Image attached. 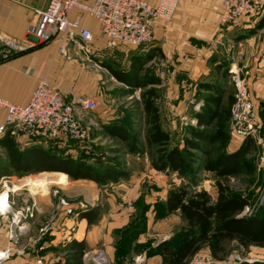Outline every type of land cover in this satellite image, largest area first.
Here are the masks:
<instances>
[{
    "label": "crops",
    "instance_id": "crops-1",
    "mask_svg": "<svg viewBox=\"0 0 264 264\" xmlns=\"http://www.w3.org/2000/svg\"><path fill=\"white\" fill-rule=\"evenodd\" d=\"M147 1L153 5L159 2V0ZM48 2L49 0H0V32L18 39H25L27 28L35 19V10L44 9ZM220 12L221 0H178L169 20H158L153 24V39L149 44L134 48L122 42H115V44H120L130 50V58L134 61L140 58L146 65L155 61H161L163 64L160 73L155 72L161 79V83L156 87L163 90L161 96L165 108L168 110H166L168 125H171L172 129L178 123L181 124L180 120L187 117L190 98L196 90V85L198 86L200 82L220 79L225 67H228V77H231L229 68L233 62L248 88L252 104L259 105L260 102H264V13L258 17H243L234 23L223 25L219 22ZM81 23L92 33V40L88 44L91 52L100 49L103 40L108 41L101 32L98 20L86 13H81ZM31 41L34 44H31L26 52L0 62V98L17 104H25L37 81L40 78H45L52 86L58 88L66 99L84 96L97 102L99 90L95 88V73L83 72V68H80L76 59L66 60L59 54L57 38H52L49 42L42 44ZM150 54L154 55L148 58ZM125 56L128 55L125 54ZM85 58L87 56L84 55L83 59ZM85 66L87 67L88 64ZM76 78L77 85L74 88H68L73 85ZM199 90L205 93L200 88ZM226 90V95H228V89L226 88ZM140 91L141 88L134 92H139L140 95ZM201 102L200 100L196 103L198 108ZM159 111L163 126L166 123L160 108ZM4 115L5 111L0 109V124ZM191 119L195 122L192 116ZM163 128L170 133L164 126ZM5 135L7 134H3L0 140ZM12 138L19 149L31 144L23 135L12 136ZM182 145L183 142L178 146L182 147ZM0 147L3 151L0 166L10 173L7 150L1 141ZM132 154L138 155V153ZM139 158L137 156V159ZM130 171L131 174L127 179L103 186H98L94 181L86 179L88 182V189H85L86 192H84V200L88 203L86 209L99 204L101 212L93 224L88 225L85 218L79 217L81 221L76 219L79 220V225H83V229L78 236L81 230L80 226L74 239L83 240L86 251L103 250L110 264L116 263L117 259L116 232L127 226L132 218V214L129 215L126 209L121 208L122 190L125 189L128 192L127 195H130L131 191L130 196H133V199L143 196L144 202L150 206L146 213V230L138 235L136 243L148 240L158 243L170 237L180 224L179 215L175 213L154 219L152 204L157 197L153 196L151 189L154 183L147 181H149V177H152L150 175L153 172H163L155 170L151 165L131 168ZM2 176L5 175L0 177ZM107 186H110L119 196L114 195L107 198L109 207L102 209V204L98 203L99 198L94 197L93 193L94 191L98 193L102 191V187ZM119 190L121 193H118ZM167 191V189L162 191L159 196L160 200L166 198ZM1 220L3 229L0 244L6 246V218ZM56 225V223L52 224L53 227ZM30 234L29 232L21 240L19 248L23 249V252L13 254L2 264H37L38 257L43 259V264L64 261L66 255L64 251L58 252L51 249L61 246L56 244V240L53 239L57 233L53 236L49 235L48 238L41 241L36 240ZM152 245L155 246V243ZM202 251L208 253L206 250ZM128 258L129 262H125V264H161L160 255L148 256L145 250L131 249Z\"/></svg>",
    "mask_w": 264,
    "mask_h": 264
},
{
    "label": "trees",
    "instance_id": "trees-1",
    "mask_svg": "<svg viewBox=\"0 0 264 264\" xmlns=\"http://www.w3.org/2000/svg\"><path fill=\"white\" fill-rule=\"evenodd\" d=\"M152 55L154 54H150L148 58ZM111 71L119 81L130 87V92L141 88L139 120L144 125V140L140 139V130L133 133L122 121L104 125L105 132L125 143L128 153H139V147H145L146 150L141 152L148 153L155 170L165 174L174 172L186 180L172 185L166 198L154 204L155 219L172 213L179 215L180 224L171 236L155 246L151 241L132 246V242L146 229V211L149 205L141 196V206L137 205L140 200L136 203L137 213L127 226L116 232L119 237L116 242V263H124L123 259L130 254L131 249L145 250L148 256L158 254L161 256V264H187L194 254L202 250H206L216 260H223L232 241L243 249L251 245L264 246V211L240 215L244 207L250 205L249 196L220 182L216 183L215 199L206 190L189 186V182L197 177L200 170L210 171L219 178L236 175L243 169L249 173L254 171L253 164L248 159V153L255 144L253 138L246 137L234 151H225L229 141L227 127L233 102L232 93L228 91L226 95L228 67L223 69L220 79L199 83V88L205 93L198 110L192 114L195 124L187 127L182 147L171 145V135L161 124L157 104L161 93L156 87L161 79L155 74L153 67H144V61L137 58L132 60L130 72ZM0 141L7 150L8 167L19 174L60 171L71 179L92 180L98 186L118 182L127 176V171L117 163V158L89 161L88 155L73 157L65 152L62 154L59 153L58 146L52 144L57 141H51L48 147L31 143L22 149L18 148L8 133ZM7 173L0 166V176L8 175ZM100 212L101 208L95 205L82 211L80 217L85 218L89 225L97 221ZM51 249L66 253L64 261L54 264H83L82 256L86 251L83 240L73 239L63 247Z\"/></svg>",
    "mask_w": 264,
    "mask_h": 264
},
{
    "label": "built area",
    "instance_id": "built-area-1",
    "mask_svg": "<svg viewBox=\"0 0 264 264\" xmlns=\"http://www.w3.org/2000/svg\"><path fill=\"white\" fill-rule=\"evenodd\" d=\"M178 0H159L156 5L147 0H49L44 9L35 10V19L28 26L25 39H18L0 32V62L26 52L33 40L35 43H47L52 38L59 41L57 52L66 60L74 55L83 60L89 52L88 44L92 40L91 31L82 25L81 13L96 19L101 32L108 42H122L129 47H140L153 39V24L158 20H169ZM74 12V13H73ZM73 13V15H72ZM264 13V0H221L220 24L234 23L243 17H258ZM233 48V46H232ZM232 58V57H231ZM233 59V58H232ZM161 65V61H159ZM229 71L235 87L234 101L231 105L228 129L235 135L249 136L255 131L256 114L247 86L240 77L233 62ZM0 109L5 111L0 124V137L23 135L27 140L36 142L57 141L63 144L67 138L80 143L86 138L85 119L94 112L96 101L89 97L66 99L63 93L52 86L47 79L40 78L25 104H17L0 98ZM13 191L7 184L0 188V225L6 218L7 245H0V264L13 254H21L22 238L31 229V218L40 211L37 201L15 206ZM54 189L52 194L57 195ZM57 206H65L71 215L78 216L86 209L80 204L77 208L69 207L65 198H58ZM245 209L247 206L244 207ZM39 227L40 235L49 233L60 242H69L79 231V219L72 225L57 224L54 220ZM55 231V233H53ZM37 264H43L38 257ZM83 264H110L103 250L86 251L82 256ZM187 264H216L208 254L196 253Z\"/></svg>",
    "mask_w": 264,
    "mask_h": 264
},
{
    "label": "rangeland",
    "instance_id": "rangeland-1",
    "mask_svg": "<svg viewBox=\"0 0 264 264\" xmlns=\"http://www.w3.org/2000/svg\"><path fill=\"white\" fill-rule=\"evenodd\" d=\"M100 46V49L92 50V52L90 49L87 55H85L87 58L83 59L84 61L81 60L77 55H74L73 58L79 63L80 68H83V72L95 73V88L99 90V99L96 102L97 109L94 112L89 113L85 119L84 126L87 132L86 138L80 143H76L70 138H67V142L64 144H59L58 142L52 144L58 146L57 148L60 149L59 153L63 154L65 152L73 157H77L80 154H84V156L88 155L87 159L89 161L97 160L99 158H105V160L108 158H117V163L120 164L121 168L127 171V176L123 178L125 180L130 176L131 168H142L145 165H151L148 153L141 152L142 150H146L145 147H139L140 152L138 155L132 153L127 155L128 152L126 151L127 149L125 143L107 134L104 130V125L110 124L113 121H122L125 125H127L131 132L134 133L140 130V138L143 140L142 131L144 130V125L139 120L140 95L139 92H130V87L119 81L111 71L115 70L120 73L130 72L132 66V58H130L131 51L125 49L126 47L124 46H120V44L110 43L106 40H103V43ZM125 54L128 56H125ZM85 62L88 64L87 67L85 66L87 65ZM144 64V67L150 66V64H152L154 72L160 73L161 69H163V66L156 61L154 63H150L149 65H146L145 62ZM77 83L78 82L76 78L74 79L73 85L68 86V88H74ZM225 84L228 91L232 93L234 101L235 87L231 77H228ZM159 92L162 94L163 90L160 89ZM203 94L204 93L201 92L199 87L196 85V90L194 94L192 93L190 98L191 101L189 102L187 110L188 115L184 120H180L181 124L177 122L178 124L176 125L175 123L176 126L174 129H172L171 125H168L166 115L167 109L165 108V103L162 96L159 100H157V104L161 110L164 122L166 123L163 124V126L170 132L171 135V145H179L182 143V138L186 134L187 127L195 124V122L191 119V116L195 110H198V105H196V103L202 99L201 97ZM253 107L256 114L255 131L249 136L241 137L231 133L227 127L229 141L225 146V151H234L241 144L243 139L246 137L253 138L255 144L248 153V159L253 164V173H249L243 169L236 175L219 178L210 171L200 170L197 177L189 182V186L195 189H204L209 192L212 199H215L217 195L216 183L218 182L225 184L234 191L249 196L250 205L247 206L246 209L244 208L240 215H248L257 212L258 210L264 211V102H260L259 105H253ZM29 142L42 144L45 147L50 146V142L39 143L32 140H29ZM213 151L214 153L216 152V146ZM2 152L3 151L0 147V159L2 157ZM137 156L140 158L137 159ZM45 172L49 173L50 171L44 170L24 174L10 171L8 175L0 177V188L4 183L10 187L11 191L13 185L20 187L19 189L13 191L11 196L16 207L30 202L33 199L37 201V204L41 210L36 212L34 217L30 220V236H33L38 241H41L46 237L48 238L49 233L40 235L38 229L44 223L51 222L50 218L52 216H54L52 223H56L58 225H72L75 223V220L79 219L80 217V215L74 216L68 213L65 206L63 207L60 205L58 207V198H65V200L68 202L67 206L73 208H77L80 206V204H84L86 206L88 205V203H86L84 200V192H86L85 189H88V182L86 179H71L64 172L56 171L64 176L62 183L59 180H56L53 175L44 174ZM150 176L152 177H149V181L147 182L154 183L151 186V189L153 190V196L155 195V197H157V199H155L154 203L152 204V212L155 202L160 200L159 196H161L160 194L164 189L168 190L172 185H178L181 182L186 181L185 179L178 177V175L174 172H170L168 174L153 172ZM29 178L37 183L33 182L35 184L25 185L28 183L27 179ZM54 189L58 190L59 193H57V195L52 194ZM101 189L102 191H99L98 193L94 191L93 195L94 197L99 198L98 203L102 204V209H106L109 207L107 198L114 195H119L116 194L110 186L102 187ZM122 191L123 196L120 201V203H122L121 208L126 209L127 213L129 215L132 214L131 216L133 217V215L137 213L136 209L138 208L139 204L140 206L142 204V200L140 199L141 196L133 199L134 197L130 196L131 191L129 193L130 195H127L128 192L125 191V189ZM118 193H121V190H119ZM139 200L140 202L137 204L138 206H136V203ZM155 217L156 215H154V219ZM80 226L81 230L79 231L78 236L81 234L83 229V225ZM2 229L3 225L1 224L0 241L2 238ZM118 239L119 237L116 238V242ZM151 242L152 244L155 243V245L157 243V241ZM55 243L61 245L60 247H62V245H65L67 242L63 243L56 241ZM144 243L145 242L139 244L142 245ZM135 244L138 243L133 241L132 246ZM228 249L229 252L223 260H216L212 258L214 261H216V264H264V246L251 245L247 249H243L235 241H232L229 243ZM57 251L62 252L61 250ZM198 253L208 254L205 251H200ZM127 258L128 255L123 259L124 263L128 261L129 258ZM114 264L117 263L114 262Z\"/></svg>",
    "mask_w": 264,
    "mask_h": 264
},
{
    "label": "bare ground",
    "instance_id": "bare-ground-1",
    "mask_svg": "<svg viewBox=\"0 0 264 264\" xmlns=\"http://www.w3.org/2000/svg\"><path fill=\"white\" fill-rule=\"evenodd\" d=\"M44 174H50V175H53L55 178H56V180H59L60 182H62L63 183V175L62 174H60V173H58V172H45ZM48 176V175H47ZM47 176H45V177H47ZM49 179H51V178H49ZM26 180V179H25ZM62 180V181H61ZM27 181H28V183H26L25 185H31V184H35V183H37V182H35L34 180H32L31 178H29V179H27ZM49 181V180H48ZM33 182H35V183H33ZM41 184H43V183H41ZM40 184V185H41ZM65 184V183H64ZM64 186H66V185H64ZM20 187L19 186H17V185H13V188H12V191H15V190H17V189H19ZM80 189V188H79ZM11 190V189H10ZM93 196V195H92Z\"/></svg>",
    "mask_w": 264,
    "mask_h": 264
},
{
    "label": "water",
    "instance_id": "water-1",
    "mask_svg": "<svg viewBox=\"0 0 264 264\" xmlns=\"http://www.w3.org/2000/svg\"><path fill=\"white\" fill-rule=\"evenodd\" d=\"M87 227V226H86Z\"/></svg>",
    "mask_w": 264,
    "mask_h": 264
}]
</instances>
